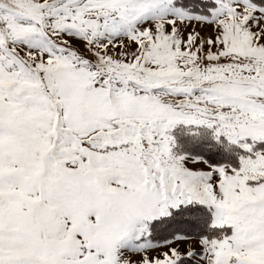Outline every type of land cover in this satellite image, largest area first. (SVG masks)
Segmentation results:
<instances>
[{"label":"snow or ice","instance_id":"obj_1","mask_svg":"<svg viewBox=\"0 0 264 264\" xmlns=\"http://www.w3.org/2000/svg\"><path fill=\"white\" fill-rule=\"evenodd\" d=\"M181 123L239 166L188 167ZM258 141L264 0H0V264H264Z\"/></svg>","mask_w":264,"mask_h":264},{"label":"trees","instance_id":"obj_2","mask_svg":"<svg viewBox=\"0 0 264 264\" xmlns=\"http://www.w3.org/2000/svg\"><path fill=\"white\" fill-rule=\"evenodd\" d=\"M178 131L173 148L175 154L192 159L199 158L207 161L208 166L213 167L239 166L243 151L227 143L225 139L215 140L205 130H200L201 132ZM212 221V213L206 206L194 204L189 205L186 212L179 214L173 223L178 230L187 235L211 237L215 234V231L211 229Z\"/></svg>","mask_w":264,"mask_h":264},{"label":"rangeland","instance_id":"obj_3","mask_svg":"<svg viewBox=\"0 0 264 264\" xmlns=\"http://www.w3.org/2000/svg\"><path fill=\"white\" fill-rule=\"evenodd\" d=\"M177 130L181 131H187L189 130L190 132H201L200 130H205L206 132L208 131L209 134H211L212 138H214L215 140H219V139H225L227 143L237 147L238 149H240L241 151H243V153L245 154V150H243L242 148H240V146L238 144H232L230 143V141H228V139L224 136H221L219 139L216 138L215 135V131L214 129H210L207 126H195V125H185L183 123L178 124L175 128L171 129L170 134L174 137L175 143H176V132ZM178 131V132H179ZM175 135V136H174ZM174 151V150H173ZM254 151H261L264 152V141H258L255 146H254ZM243 154V155H244ZM185 157V163L188 167H202L203 169H207L208 165H201L196 163L195 161L197 159H192L190 157ZM202 161V160H201ZM218 168V167H216ZM197 205V204H196ZM207 207V206H206ZM200 253L198 252L197 255H199Z\"/></svg>","mask_w":264,"mask_h":264}]
</instances>
